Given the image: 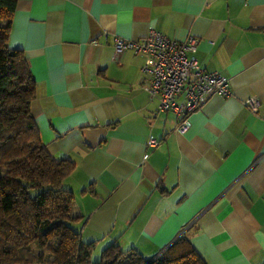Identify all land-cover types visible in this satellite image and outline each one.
<instances>
[{"label":"crops","instance_id":"0c3cea01","mask_svg":"<svg viewBox=\"0 0 264 264\" xmlns=\"http://www.w3.org/2000/svg\"><path fill=\"white\" fill-rule=\"evenodd\" d=\"M150 30L197 37L200 67L228 78L184 132L143 87L142 56L114 52ZM7 43L34 78L41 142L74 164L62 185L93 254L116 241L153 258L184 234L205 264H264V0H16Z\"/></svg>","mask_w":264,"mask_h":264},{"label":"trees","instance_id":"16d2710c","mask_svg":"<svg viewBox=\"0 0 264 264\" xmlns=\"http://www.w3.org/2000/svg\"><path fill=\"white\" fill-rule=\"evenodd\" d=\"M16 0H0V264H205L187 235L149 258L116 241L92 260L71 223L73 192L62 183L71 160L56 159L41 142L30 112L35 81L21 49L8 46Z\"/></svg>","mask_w":264,"mask_h":264},{"label":"built area","instance_id":"2783aa9c","mask_svg":"<svg viewBox=\"0 0 264 264\" xmlns=\"http://www.w3.org/2000/svg\"><path fill=\"white\" fill-rule=\"evenodd\" d=\"M198 41L193 35L177 41L156 30H150L138 41L114 39L115 54L131 49L142 56L141 83L149 97L158 100L157 110L176 116L179 132L190 127V114L212 94L226 96L230 93L227 77L206 71L198 64L193 55ZM245 103L256 108L252 99ZM148 144L155 146L157 139L149 136Z\"/></svg>","mask_w":264,"mask_h":264},{"label":"rangeland","instance_id":"374dc122","mask_svg":"<svg viewBox=\"0 0 264 264\" xmlns=\"http://www.w3.org/2000/svg\"><path fill=\"white\" fill-rule=\"evenodd\" d=\"M92 254H93V251H92ZM100 254H101V252H98V254L96 255V254H93V255H91L92 257V260L93 261H96V260H98L99 258H100Z\"/></svg>","mask_w":264,"mask_h":264},{"label":"water","instance_id":"95a60500","mask_svg":"<svg viewBox=\"0 0 264 264\" xmlns=\"http://www.w3.org/2000/svg\"><path fill=\"white\" fill-rule=\"evenodd\" d=\"M171 243H172V242H171ZM171 243H170V244H171ZM170 244H169V245H170ZM163 251H164V250H162V252H163ZM162 252H161V253H162ZM161 253H160V254H161ZM152 259H154V257H153V258H149V259L147 260L146 263L150 262Z\"/></svg>","mask_w":264,"mask_h":264}]
</instances>
